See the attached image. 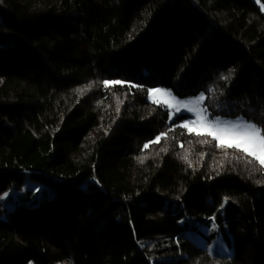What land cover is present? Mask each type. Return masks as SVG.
Segmentation results:
<instances>
[{
	"label": "trees",
	"instance_id": "trees-1",
	"mask_svg": "<svg viewBox=\"0 0 264 264\" xmlns=\"http://www.w3.org/2000/svg\"><path fill=\"white\" fill-rule=\"evenodd\" d=\"M157 87L264 137V0H0V264H264V167Z\"/></svg>",
	"mask_w": 264,
	"mask_h": 264
},
{
	"label": "rangeland",
	"instance_id": "rangeland-1",
	"mask_svg": "<svg viewBox=\"0 0 264 264\" xmlns=\"http://www.w3.org/2000/svg\"><path fill=\"white\" fill-rule=\"evenodd\" d=\"M253 1L256 2V0ZM147 99L152 103L164 106L170 119L184 115L181 117L180 125L188 132L209 135L218 144L237 148L264 167V137L256 125L243 118H211L204 108L203 95L179 98L170 90L157 87L148 91ZM24 183L27 188H32L33 185L37 184L28 176H26ZM43 186L44 183H39L36 189L39 190ZM21 190L22 187H15L2 193L0 199L3 201V205L0 209L2 211L10 209L16 194H18L17 192L20 193ZM196 242L202 245L200 239H196ZM208 250L210 253H229V249L220 239L213 242Z\"/></svg>",
	"mask_w": 264,
	"mask_h": 264
}]
</instances>
